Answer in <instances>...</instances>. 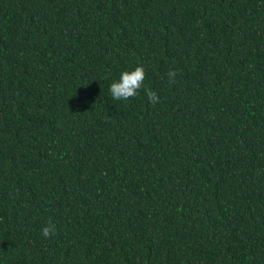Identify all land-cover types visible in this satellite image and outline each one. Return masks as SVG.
<instances>
[{
  "label": "trees",
  "instance_id": "trees-1",
  "mask_svg": "<svg viewBox=\"0 0 264 264\" xmlns=\"http://www.w3.org/2000/svg\"><path fill=\"white\" fill-rule=\"evenodd\" d=\"M0 264H264V0H0Z\"/></svg>",
  "mask_w": 264,
  "mask_h": 264
},
{
  "label": "clouds",
  "instance_id": "clouds-1",
  "mask_svg": "<svg viewBox=\"0 0 264 264\" xmlns=\"http://www.w3.org/2000/svg\"><path fill=\"white\" fill-rule=\"evenodd\" d=\"M146 76L145 68L140 65L136 66L131 71H124L120 74L119 80L113 82L110 86V93L114 101L129 100L135 97L141 88L144 87V80ZM169 83H175L177 77V71L170 69L167 73ZM145 95L149 102L156 105L160 97L158 94L150 88H145ZM56 233L55 224L49 220L48 223L42 228L41 234L45 238H51Z\"/></svg>",
  "mask_w": 264,
  "mask_h": 264
}]
</instances>
